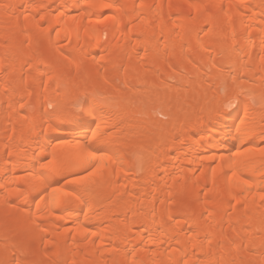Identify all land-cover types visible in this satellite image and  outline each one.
Wrapping results in <instances>:
<instances>
[{
  "label": "bare ground",
  "instance_id": "6f19581e",
  "mask_svg": "<svg viewBox=\"0 0 264 264\" xmlns=\"http://www.w3.org/2000/svg\"><path fill=\"white\" fill-rule=\"evenodd\" d=\"M0 232V264H264V0H0Z\"/></svg>",
  "mask_w": 264,
  "mask_h": 264
},
{
  "label": "rangeland",
  "instance_id": "374dc122",
  "mask_svg": "<svg viewBox=\"0 0 264 264\" xmlns=\"http://www.w3.org/2000/svg\"><path fill=\"white\" fill-rule=\"evenodd\" d=\"M102 12V13H101ZM99 14H101L102 15V17H104V15L106 16V13H108L107 11H99L98 12ZM180 14H181V12H179ZM178 12H177V15L179 14ZM68 43V40H66V39H64V40H61V41H59L57 44L58 45H66ZM63 49L64 48H62V52H63V54H65L66 52L65 51H63ZM67 51V50H66ZM102 56V57H106V54L105 53H101L100 51H97V52H95L93 55H91L90 57H92V58H95V59H98L97 57H99V56ZM107 55H109L108 53H107ZM127 55V53L125 54V55H123V56H126ZM101 57V58H102ZM127 57V56H126ZM92 60V59H91ZM221 61H223V60H221ZM81 62V63H80ZM80 62H79V65L80 66H82L83 64H87V67H92L93 65L91 64V63H93L94 61L92 60V61H90V63H88V62H82V60H80ZM227 62V61H226ZM83 63V64H82ZM224 64H225V68H224V71H226L224 74L225 75H223L224 77L220 80V81H218L217 82V80L216 79H214V78H211V73L210 72H205V73H203L202 75H203V79L205 80H202L203 81V83H201L202 85H204L205 84V82L206 83H208V84H205V86H203L202 87V85L201 84H197V88H196V86H194V92H196L197 94H199V95H201V94H203V93H205V92H207V93H211V92H214L215 90L216 91H219L221 94H224V93H226L228 90L226 89L227 88V86H230V84H231V82L233 81V80H230L231 79V76L233 75L232 74V72L231 71H229L228 72V68H230L229 66H231V65H229L228 63H225V61L223 62ZM90 64L92 65V66H90ZM143 64L145 65L144 66V68L146 69V67H148L147 65H148V63H147V60H144L143 61ZM228 66H227V65ZM227 67V68H226ZM219 73V72H218ZM93 75V74H92ZM66 77H68V76H66ZM85 78V77H84ZM83 79V78H82ZM67 80H68V78H67ZM83 80H86V79H83ZM118 80V81H117ZM117 80H115L117 83H120L119 82V79L117 78ZM229 80H230V82H229ZM103 81V82H102ZM201 81V82H202ZM238 81V80H237ZM236 81V79L232 82L233 84H234V82H237ZM169 84H171V85H176L180 90H181V92L183 93L184 92V89L186 90L189 86H188V81L186 80H183V85L185 86H183V85H181V83H182V81H178V80H176V79H172L171 81L169 80ZM180 82V83H179ZM186 82V83H185ZM102 83H104L105 84V80H103V79H99V80H97L96 82H94V84L98 87H100V85L102 86H105L104 84H102ZM227 83V84H226ZM44 84V83H43ZM200 85V86H199ZM102 86V87H103ZM43 87H44V85H43ZM101 87V88H102ZM200 87H201V90H200ZM205 87H207L206 89H205ZM226 87V88H225ZM138 88H140L139 86L137 87V89ZM142 89L143 88H140V90L142 91ZM195 89H197V90H195ZM205 89V91L203 92V90ZM229 89V88H228ZM140 90H138L140 93H136V94H139V96H141V99L143 100L144 98V100L143 101H145L146 99H148V100H146V102H147V104H146V107H149V116L150 117H153V118H158L160 121H162V120H165V114L162 112V110H157L156 109V107H154L153 108V106H155V104H153V102L155 101V99H154V94L153 95H150V93H144L145 92V90L143 91V92H141ZM226 90V91H225ZM209 91V92H208ZM199 92V93H198ZM224 92V93H223ZM143 93L144 94H146V95H143ZM148 94V95H147ZM138 96V98L140 99V97ZM146 96V97H145ZM149 96V98L151 99H149V98H147ZM240 96V95H239ZM155 98H156V96H155ZM154 99V100H153ZM152 100H153V102H152ZM233 101V104H234V100H232ZM84 102V101H83ZM82 102V103H83ZM150 104H152V105H150ZM155 103V102H154ZM229 103V102H228ZM227 103V104H228ZM231 104H232V102H230ZM229 103V106L226 104V106H228V107H230V104ZM149 104V105H148ZM232 104V105H233ZM131 105V104H130ZM148 105V106H147ZM231 105V106H232ZM152 109H151V108ZM130 109H131V107H129ZM130 109H128V112H130L131 110ZM146 111H147V109H146ZM147 114V115H148ZM130 122V121H129ZM136 130L138 129V128H135ZM119 130V131H118ZM122 130H123V128H122ZM122 130H121V128H114V127H112L111 129H110V131H116V133H117V131L119 132V133H117V134H122V133H124L125 131L123 130V132H122ZM136 130H132L133 131V133H135V131ZM139 131H141V130H137V132H139ZM142 132V131H141ZM140 132V133H141ZM140 133H138V134H140ZM141 152V150L138 152V155L140 154L141 155V157L147 152L146 150H142V152ZM139 155V156H140ZM163 169V168H162ZM161 169V170H162ZM89 171V170H88ZM87 171V172H88ZM198 171H201V169L200 168H198V169H196V171H195V174H196V176H198L200 173L198 172ZM90 172V171H89ZM162 175V174H161ZM67 176H63L62 178H61V183H66V180H67V178H66ZM162 177V179H163V175L161 176ZM163 180H165V177H164V179ZM155 190H153V191H151L150 192V195H151V197L153 196V197H155V198H157V200H156V202H157V205H160L161 203L163 204V202L161 201V198L158 196V194H157V192L155 193L154 192ZM157 194V195H156ZM169 201H170V203H171V199H168V201H167V203L168 204H170L169 203ZM159 203V204H158ZM133 207H130V209H129V211L132 209ZM102 223V222H101ZM100 224V223H99ZM100 225H104V223L103 224H100ZM73 232H74V230H70V234L71 235H73ZM0 235H1V232H0ZM14 241V242H13ZM13 241H10V242H7V243H3L2 242V235L0 236V249H2V250H4L5 252H9V251H12V249H14V247H15V245H16V243H17V240L15 241V240H13ZM13 242V244H11ZM5 244V245H4ZM8 244V246H6ZM11 245V246H10ZM4 246H5V248H4ZM42 246H44V243L42 244ZM171 245H169V246H165V249L166 250H170L172 247H170ZM12 247V248H11ZM167 247H168V249H167ZM170 248V249H169ZM8 250V251H7ZM234 261H235V259H234ZM24 263V260L22 261H20L18 264H23Z\"/></svg>",
  "mask_w": 264,
  "mask_h": 264
}]
</instances>
